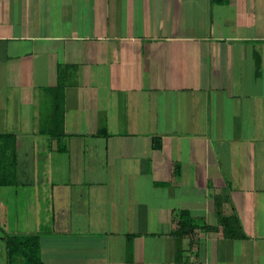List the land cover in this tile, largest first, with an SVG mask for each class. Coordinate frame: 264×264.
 <instances>
[{
    "label": "crops",
    "instance_id": "1",
    "mask_svg": "<svg viewBox=\"0 0 264 264\" xmlns=\"http://www.w3.org/2000/svg\"><path fill=\"white\" fill-rule=\"evenodd\" d=\"M3 132L2 230L46 264H264V0H0ZM181 210L246 237L198 231L178 261Z\"/></svg>",
    "mask_w": 264,
    "mask_h": 264
},
{
    "label": "trees",
    "instance_id": "2",
    "mask_svg": "<svg viewBox=\"0 0 264 264\" xmlns=\"http://www.w3.org/2000/svg\"><path fill=\"white\" fill-rule=\"evenodd\" d=\"M62 84L54 88V92L61 91ZM60 108L55 106L52 113L46 116L48 123L42 122L41 131L50 135L60 137L62 132L61 118H59ZM99 134L108 135L107 129L102 126ZM154 147L161 146V137H154ZM14 134L11 132L0 133V186L13 180V168L15 165L14 155ZM220 196L216 197L219 204ZM219 222L216 224L202 223L199 224L196 218L187 210H181L178 213V221L176 228L172 231V235L176 241V260L185 261L182 257L185 251V240L189 239L192 245L195 242L194 236L198 231H222L227 238H245L246 233L242 227L239 218L235 215H224L220 210ZM0 231L6 240L8 264H46L40 255V241L36 234L18 235L10 234L2 230L0 222ZM197 243L199 239H196ZM196 243V242H195Z\"/></svg>",
    "mask_w": 264,
    "mask_h": 264
}]
</instances>
